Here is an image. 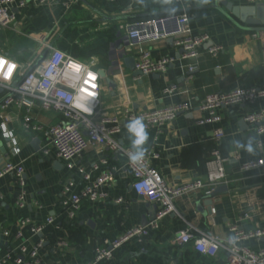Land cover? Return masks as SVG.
<instances>
[{
  "label": "crops",
  "instance_id": "1",
  "mask_svg": "<svg viewBox=\"0 0 264 264\" xmlns=\"http://www.w3.org/2000/svg\"><path fill=\"white\" fill-rule=\"evenodd\" d=\"M223 1L252 6L238 0H198L185 7L194 8L186 11L191 33L210 35L197 58L182 59L172 38L145 46L154 59L174 58L165 76L154 73L136 79L132 67L139 52L129 45L127 31L137 22L183 9L177 0H79L69 9L61 4L30 6L18 11L12 26H0V53L17 62L20 69L29 70L46 54V44H51L90 63L99 73L104 70L115 86L101 79L100 115H116L125 108L153 109L187 102L190 108L180 112L174 121L145 128L148 140L141 149L159 153L154 164L172 185L206 177L214 149L229 158L225 164L226 179L216 187L227 188L211 198L192 194L176 202L177 208L199 229L211 230L226 239L233 223L245 232L264 227V173L261 169L242 168L244 163L264 155V148L258 149L255 144L253 127L243 118L264 107V99L221 109L222 121L217 125L198 123L204 115L199 105L211 93L236 87L264 88V53L258 36L264 37V31L258 33L250 29L253 26L231 17ZM257 5L264 7V3ZM213 45L222 46L216 56L209 51ZM188 65L197 66L192 79L188 78ZM171 85H177L178 91L165 94ZM26 113L24 107L14 105L5 111V118H0L1 146L5 147L4 151L0 148V167L7 161L23 164L28 198L26 205L20 207L17 201L22 188L15 176L0 178V264H26L21 247H34L40 240V264H82L93 260L98 248L108 249L127 229L154 218L158 205L132 190L131 170L123 154L98 146L77 159L74 169L69 170L55 154L45 156L42 152L44 131L59 122L61 116L36 105L29 113L32 124L41 129L27 130ZM129 124L123 123L118 138L124 148L138 152L135 136L128 131ZM217 126L224 131L220 142L214 135ZM15 148L20 152L15 153ZM103 159L108 160V165L101 163ZM94 166H98L96 170ZM80 167L91 172L93 178L106 169L112 170L113 179L101 188L106 198L83 199L82 206L71 216L63 201L86 186L78 172ZM70 181L74 184L64 194ZM119 198L122 202H116ZM213 206L217 208L214 216L210 209ZM244 213L253 217L244 218ZM50 217L54 220L48 224ZM25 219L30 222L22 224ZM39 225L44 226L43 230L33 231ZM184 227L181 218L168 215L147 238L125 243L115 249L111 260L98 264H227L223 249L208 256L198 252L193 242L176 243V235ZM245 244L260 249L264 239H250Z\"/></svg>",
  "mask_w": 264,
  "mask_h": 264
},
{
  "label": "built area",
  "instance_id": "2",
  "mask_svg": "<svg viewBox=\"0 0 264 264\" xmlns=\"http://www.w3.org/2000/svg\"><path fill=\"white\" fill-rule=\"evenodd\" d=\"M79 0H0V26L10 27L17 21L19 10L30 6L62 5L69 9ZM114 1V0H106ZM198 0H177L183 6L180 13L172 12L149 18L134 24L133 29L127 31L129 45L138 50L139 57L135 63V71L140 72L136 79L145 75H167L170 64L174 58L170 56L154 59L151 52L145 46L149 43L163 41L172 38L174 45L182 50V59H195L199 56L200 48L210 40L208 33L193 35L189 26L190 16L186 12L188 3ZM248 4H263L264 0H238ZM262 42L264 53V37L258 34ZM222 49L221 45L210 47V53L216 56ZM46 54L42 55L37 63L29 70L18 67V63L12 58L0 53V58L7 62L3 70H0V118H5V111L14 105L25 108L24 126L27 130H39L41 127L33 125L30 111L36 105L45 111H54L61 116L59 122L51 125L44 131L45 139L42 152L45 156L55 154L64 162L69 170H73L77 159L87 151L98 146L119 152L127 159V166L131 170L132 190L141 198L158 205L156 215L145 224H139L127 229L122 235L111 243L107 248H98L93 260L82 264H98L109 261L114 257L115 249H118L131 240L147 238L152 231L160 227V221L168 216L175 215L181 218L185 227L181 229L175 238L176 243L183 245L194 243L195 249L208 256H215L220 250L227 254V264H264V247L253 249L245 244V241L264 239V227L245 232L233 223L230 226L231 235L222 239L211 230H201L192 221L186 218L176 206L179 198L188 197L192 194L210 196L215 188L226 179V162L229 158L221 155L219 149H214L208 161V173L204 178L180 185L170 184L154 164L159 158V153L149 148L141 149L144 155L136 160L132 156L139 153L133 149L122 146L118 135L123 131V123H131L140 119L145 128L159 127L174 121L180 112L190 108L187 102L171 104L153 109L125 108L116 115H100L102 104L101 76L94 67L83 62L67 52L46 44ZM15 65L11 76H6L8 67ZM196 65L186 66L189 79L193 78ZM16 84V85H15ZM177 85L167 87L165 94L178 91ZM264 99V88L236 87L230 91L215 92L206 95L200 103L199 109L204 115L198 119L199 124L217 125L222 121L220 110L225 107L239 106L241 104L254 103ZM244 120L253 127L256 135L255 144L258 149L264 148V107L259 110L246 113ZM214 135L218 142L224 136V131L217 126ZM15 153L20 152L15 148ZM102 164L108 165V160L103 159ZM98 166H94L96 170ZM243 169H261L264 173V155L256 160L244 163ZM25 168L23 164L7 161L0 168V178L5 175H14L17 184L22 188L18 196V205L24 207L27 203L25 191ZM78 172L87 182L84 189L72 193L64 199L63 205L70 209V215L82 206L83 199L91 201L106 198L107 194L101 188L109 184L113 179L112 170L106 169L101 175L93 178L91 172L80 167ZM70 181L65 187L64 194H68L73 185ZM122 202V198L116 200ZM217 213L216 207H211V215ZM244 218L251 219L253 216L244 213ZM213 219V218H212ZM53 218L47 219L46 223H52ZM30 219H25L22 224H27ZM43 225L33 227V231L41 232ZM43 241L40 240L34 247L23 245L21 254L26 264H40L39 253ZM26 257L28 259L26 260ZM21 262L20 259L17 260Z\"/></svg>",
  "mask_w": 264,
  "mask_h": 264
},
{
  "label": "water",
  "instance_id": "3",
  "mask_svg": "<svg viewBox=\"0 0 264 264\" xmlns=\"http://www.w3.org/2000/svg\"><path fill=\"white\" fill-rule=\"evenodd\" d=\"M223 4L226 6L228 11L231 12V17H236L240 20V22L253 26L250 29L257 31L258 33L261 31H264V7L263 6H261V5L239 6V5H235L231 1H223ZM214 7H218V4H215ZM198 8H201V7H198ZM193 9L194 8H188L185 10L190 11ZM182 11H183V9H177V10L168 11V12L172 13V12H182ZM163 13H165V12H163ZM154 14H162V13H153L152 15H154ZM133 27H134V25L129 26L128 30L133 29ZM181 52H182V50H181ZM126 61H128V59H126ZM132 69H135V65H133ZM139 73L140 72L135 71V75H138ZM100 76H101V78L106 79L110 85L115 86L114 82L111 79H109V77H107L106 72L104 70L100 71ZM1 145H2V140H1V136H0V148L2 151H4L5 147H3ZM5 163L0 168L4 167ZM223 188H227V187H224V186L220 187L219 186L218 188L215 189V191L209 197L210 198L213 197L218 191H220ZM211 203H212V201H211ZM210 209H211V207H210Z\"/></svg>",
  "mask_w": 264,
  "mask_h": 264
},
{
  "label": "clouds",
  "instance_id": "4",
  "mask_svg": "<svg viewBox=\"0 0 264 264\" xmlns=\"http://www.w3.org/2000/svg\"><path fill=\"white\" fill-rule=\"evenodd\" d=\"M128 131L135 136L134 146L138 150V155L132 156V160L136 161L144 155V151H141V146L148 140V134L145 130V125L140 119L133 120L128 126ZM251 151V149H249Z\"/></svg>",
  "mask_w": 264,
  "mask_h": 264
},
{
  "label": "snow or ice",
  "instance_id": "5",
  "mask_svg": "<svg viewBox=\"0 0 264 264\" xmlns=\"http://www.w3.org/2000/svg\"><path fill=\"white\" fill-rule=\"evenodd\" d=\"M7 64V62L6 61H4L2 58H0V70H3V67H4V65H6ZM14 68H15V65H11L10 67H8V71H7V73H6V76H11V73H12V71L14 70Z\"/></svg>",
  "mask_w": 264,
  "mask_h": 264
}]
</instances>
